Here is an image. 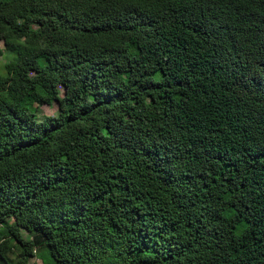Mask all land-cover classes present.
I'll return each mask as SVG.
<instances>
[{"label":"trees","instance_id":"1","mask_svg":"<svg viewBox=\"0 0 264 264\" xmlns=\"http://www.w3.org/2000/svg\"><path fill=\"white\" fill-rule=\"evenodd\" d=\"M0 41V264H264V0H0Z\"/></svg>","mask_w":264,"mask_h":264},{"label":"rangeland","instance_id":"2","mask_svg":"<svg viewBox=\"0 0 264 264\" xmlns=\"http://www.w3.org/2000/svg\"><path fill=\"white\" fill-rule=\"evenodd\" d=\"M0 48H4L3 43L1 41H0ZM8 56H9V52L4 49V56H2L0 58V72H2V73L4 72V66L6 64V60H7V57ZM19 88H20V90L22 92L27 93L29 95H32L35 92L34 87H31V86L21 85ZM61 92L62 93L64 92V89L63 88L61 89ZM56 110H57V105H54V106H47V105H45V106L41 107L42 114L43 115H47V116L55 115ZM9 256H10V258L14 259V256L15 255L9 254ZM30 262H31V264H33V263L42 264V261L39 258H34ZM17 264H22V263L19 262Z\"/></svg>","mask_w":264,"mask_h":264}]
</instances>
